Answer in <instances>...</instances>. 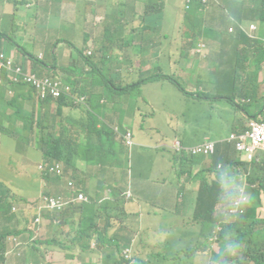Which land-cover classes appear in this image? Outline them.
I'll return each instance as SVG.
<instances>
[{
	"label": "trees",
	"instance_id": "1",
	"mask_svg": "<svg viewBox=\"0 0 264 264\" xmlns=\"http://www.w3.org/2000/svg\"><path fill=\"white\" fill-rule=\"evenodd\" d=\"M37 1L38 0H30L25 3L13 5L12 16L26 20L31 18L30 13H32L34 17H36V15H38L36 12ZM47 1L50 4L72 2L76 5H81L83 0ZM180 1L181 0H111L104 5L103 35L96 38H93L91 34L83 29L82 23V21L86 19L90 21L93 20L95 13L92 10L89 11L88 18L85 17V14L81 13L82 20L76 23L74 22L78 27L70 26V24L65 21L57 23L59 27L67 26L72 28L74 32L80 33L79 43L73 44L71 47L72 64L76 67H82V81L85 80L88 82L87 85H80L78 90L76 86H74L72 97H65L62 95L56 103L58 108L61 104H72L75 98L83 96H86L85 101L89 103L93 88L96 86H100L101 93L108 98L102 105L106 106L108 111L104 114L100 128L96 127V122L98 121L97 117L93 115L91 111L88 113V125L92 128L91 139L95 140V142L91 146V150L86 153L85 160L87 157L91 158L94 156L96 162H90L91 170L88 175V182L92 181L98 190L108 189L110 191V197L102 199V202L99 204L98 200L101 199L100 195H98V198H93L89 195L87 201L76 202L73 206L65 209L67 212L72 208L71 214L77 213L79 215L80 220L77 228L80 232L77 231V233H79L80 239H82L83 234L92 235V232H98L96 221L101 215L104 216L106 223L103 227V231L98 232V234L101 235L108 230L109 220L112 218L111 210L113 211L119 206L120 201L118 199V194L123 192V187L118 185V179L121 180L127 175L126 172L129 169L128 148L130 146L125 144L122 135L113 130V127H118L120 124L119 120L124 114L134 112L137 117H141V105H139V100H133L130 91H132L135 86H139L144 80L138 79L133 81L131 78L135 76V74L132 75V70L136 64H139V55H141L143 59L150 53L149 49L141 52L138 47L136 48L137 52L134 53V45L151 46L153 45L155 36L160 33H164V37L167 39L168 36L166 34L169 33L167 27H173L174 20H180ZM249 3H253V6H250ZM119 7H122L121 12L119 15L114 16L113 13H115ZM224 9H226L228 13L227 17L224 15ZM163 10H168V13ZM59 13L60 12L46 13L42 18H47L50 15H59ZM128 14L129 16H126ZM147 14L152 16L150 21L145 19V15ZM108 16H112L113 21L109 18V22L106 24L105 20ZM182 18L184 25L183 37L189 39L187 44L188 48L193 49L197 47L200 42H204L208 45L215 42L214 44L219 48V52L216 54L215 58H223L224 62L230 64L233 68L232 77L239 82V87L235 89L234 95L229 96V100L224 98L225 103L223 105H228L230 103L236 104L237 100L234 101V98L237 95L242 97L250 96L253 100H264V95L259 98L256 96V90L261 89L263 86V79L259 80L260 73L254 71L249 64L251 58L258 56V50L263 44L258 41L264 40V0H240L239 2H234L232 0H207L206 3H202L200 0H191ZM244 19L256 20L260 23V27L257 38H250L251 42L248 43L244 49L237 52L235 45L238 44L239 36H245L246 34L248 37H252V34L249 33L247 28L241 24ZM158 28L161 29L158 30ZM233 29H235V34H233ZM157 38L158 40H162L159 36H157ZM135 40H138L139 43H135ZM4 41L9 42L10 45L16 44L8 35L0 32V51L5 45ZM56 44L57 41L52 43V47L56 46ZM256 44H259V47L256 46ZM124 47L127 48L126 52H119ZM20 48H23V52L27 55L26 59L39 72L40 68L37 66L45 67L44 71L57 68V65L52 60L45 61L38 57L39 53L44 52L42 47L37 46L33 50H30L22 45ZM151 54L157 57V63H162L160 57L157 56L158 52ZM197 54L202 55L198 52ZM135 57H137V62ZM126 62H128V64ZM263 62L264 51H262L261 54V64ZM244 64L252 69L249 73L244 70ZM129 67H131V69H129ZM125 68L130 71L125 70ZM153 68L152 65L150 71H152ZM98 70H102L106 76L103 75L100 79L92 77V74ZM168 76L169 75L161 74L160 78L167 80L169 79ZM175 76L180 78L178 75H174V77ZM195 78L196 77L191 75L186 81V87H196L197 82ZM148 80H151V78L149 77ZM62 81L64 80L62 79ZM210 99H213L214 103H219L222 97ZM47 100H49V98H47ZM146 103L147 102H145V104ZM11 104H14V102L12 101L7 105L10 106ZM74 104L81 103L76 102ZM16 107L20 111H26V106L24 104H21V107L20 105H16ZM15 114H20V112L15 111ZM52 118L51 116V121ZM81 126L82 125H80V127ZM3 132L4 130L0 127V135ZM11 134L13 137H16L14 133ZM59 135L60 136L57 138L52 139V127L48 126L46 133L42 134L38 139V146L40 148V144L44 141L46 142L47 146L42 151L43 158H46L52 165L56 163L60 165L66 183L64 187V189L66 188L65 192L76 194L79 192L78 185L75 184L76 189L74 186V178L68 173L73 142L72 139L68 138H66V141H63L62 134ZM187 136H194L195 140H180V149L174 152H180V156L173 168H176L178 177H182L188 185L189 180L185 175H190L189 169L193 168L195 174H191L200 178L202 181L198 188V194L203 189L211 193L213 198H215L214 190L216 189L217 183L213 181L208 182L207 180H209V178L206 180L208 170L194 163L195 155L192 146L196 142L197 137L192 134H187ZM206 137L207 136L204 134L201 140H204ZM229 143L234 147L235 155L233 159L231 158ZM158 156L159 152H157L154 157L158 159ZM210 156V161L215 163V165L219 163L224 167L228 166L232 169V174L229 175L230 178H225L229 187L233 183L230 194L240 202H244L246 194L249 200V208L246 217L223 228L217 227L214 236L206 235L208 237L207 244L199 243L196 250L199 260L198 263L209 264L208 258L210 255H213L212 257L217 264H246V261H251L253 264H264V217L259 216L257 210L264 202V158L245 156L242 151L237 149L235 141L227 142L225 140H222L216 146L215 153ZM86 163H88L87 160ZM234 164H237L241 170L236 171ZM201 171H204V176H197ZM67 174L69 176H67ZM239 175L243 176L246 180L247 189L244 190L245 192H242L240 188L236 186L237 176ZM45 178L48 183L44 185V190L41 189L39 192L49 194V184H51L54 179H59V177L54 173H49ZM70 181L73 182L72 186L68 184ZM59 182L62 181L59 179L58 183ZM95 193L96 192H94V194ZM3 194L5 195V192L0 190V264H6L4 252L6 249L5 239L7 235L16 233L15 230L11 229L9 224H17V216H19L17 213H13L15 214L13 215L10 212L11 206H9L10 204L7 199L4 198ZM200 200H205V193L200 195ZM254 201L257 202L255 206H253ZM153 206V208L160 210L159 207ZM87 214V219H89L90 223L95 227L92 231L86 230L83 223V216ZM50 215L51 211L48 209L41 210L39 214L40 217H48ZM245 219H249L248 226L242 227V222ZM68 220V216L64 215L63 222L67 223ZM202 220L204 219L197 220L193 227H197L198 223ZM202 223L201 228L205 229V233L209 232L210 226H213V222L208 224L205 219ZM185 234L189 241H185L184 245L187 247L195 245L194 239L187 233ZM145 236L150 241H153L151 248H146L147 255L145 258L138 259L133 254L131 260H125L122 252L124 245L129 244V242L123 243L121 239L110 241L106 239V237H97V241H105L108 243L107 248H109V251L104 255L106 264H148L150 262V255L155 257L157 264H162L161 259L164 257L163 249L166 246V235L151 236L149 231L146 230ZM102 243L105 244L104 242ZM111 245H115V251H113ZM213 245L217 247L215 253L212 250ZM59 247L66 249V245L63 243H59ZM105 247V245L98 244V249L90 248L89 251L100 255L101 248L103 250ZM233 247L237 248L238 254H235ZM9 249L10 252H15V254H17L20 250V245L11 243Z\"/></svg>",
	"mask_w": 264,
	"mask_h": 264
},
{
	"label": "rangeland",
	"instance_id": "2",
	"mask_svg": "<svg viewBox=\"0 0 264 264\" xmlns=\"http://www.w3.org/2000/svg\"><path fill=\"white\" fill-rule=\"evenodd\" d=\"M111 0H83L81 5H76L72 2L60 3H51L50 9L48 11H43L40 9L38 15L34 17L30 13L31 18L25 20V27L23 33H19L16 29L15 23L7 20V30L12 33L16 40L22 44L25 48L33 50L37 46L45 45V50L48 55L49 61H51V56H53L54 49H52V43L56 40L58 47H63L62 50H58L56 54L68 53L67 45L69 42L73 41L74 33L73 29L67 26L59 27L57 25L60 21H69V22H78L82 20L81 13L85 14V17H89V11L92 10L95 13V16L92 21L83 20V29L92 35L93 38L103 35L104 28V5ZM179 1V0H175ZM231 1V0H229ZM233 1V0H232ZM250 6H253V3H249ZM170 9V5H169ZM122 7H119L114 16L119 15ZM225 10L224 15L227 17L228 13ZM168 13V10H163ZM46 12H60L59 15H50L47 18H42ZM126 16H129L126 15ZM113 21L112 16H108L105 20V23L108 24L109 19ZM180 20H174L173 27H167L168 29V38H164V33H160L159 37L163 39L165 46L162 47L161 51H158L157 56L160 57L162 63H157V57L152 56L150 58L151 64L153 65V70L144 73L141 75V78L146 82L141 88L135 86L131 93V98L133 100L138 99L139 105H141V120H144V125H154L156 130L153 135L154 142H169L175 138L183 141V138L187 134H192L197 137L196 141H199L203 138L204 134L211 138H222L228 135V128L232 121L236 119V113L238 112L237 104L230 103L228 105H223L220 103H214L213 99L205 102L208 94H213L210 87H206L204 92L198 90L194 91L193 89H188L186 87L187 79L192 75L197 77V74L202 71L197 70L195 63H198L200 57L199 54H192L191 49L188 48L187 44L189 39L183 37L184 25L183 18L180 17ZM191 22V19H190ZM18 24V22H16ZM246 27L249 23L248 21L241 23ZM251 24V23H250ZM249 24V25H250ZM253 24L257 26L256 30L252 32V37L257 38L258 30L260 23L256 20L253 21ZM29 27H28V26ZM248 25V26H249ZM30 28V29H29ZM161 28H158L160 30ZM33 31H36L34 36L32 35ZM235 34V29H233ZM51 34V35H48ZM55 34V35H53ZM259 43H263L258 50V56L251 58L249 61L250 67L260 73V78L263 79L264 73L262 74L263 65L261 64V54L264 51V40H259ZM135 43H139L138 40H135ZM213 42L211 44L212 51H217V46ZM206 44V43H205ZM209 46V45H208ZM259 47V44H256ZM52 49V51H51ZM126 47L121 49L119 52H126ZM151 53H155V49L148 48ZM194 51V50H193ZM201 51V52H206ZM26 55L22 53V58L25 60ZM128 64V62H126ZM186 67L191 70L184 68ZM200 65V64H199ZM60 66L56 73L59 76L64 77L65 81L69 83V70L68 67L72 70H76V76L79 79H82V67H76L72 64L71 58L68 55L61 56ZM131 69V67H129ZM125 68V70H129ZM137 64L132 70V75L136 73ZM130 71V70H129ZM161 72V73H160ZM37 73V72H36ZM39 74V73H38ZM161 74L169 75V79L163 80L160 79ZM106 76L102 70L95 71L92 74V77L100 79L101 76ZM174 75H178L174 77ZM151 80H148V78ZM86 81L83 80V83ZM158 83V84H157ZM152 98V99H151ZM240 96L237 99L240 101ZM86 96L82 97L81 104H85ZM145 102H147L145 104ZM154 106H153V103ZM205 102V103H204ZM243 107H247L245 104H240ZM60 108L62 111H68L67 105L61 104ZM154 108V112H153ZM259 109H263V104H259ZM21 112H25L22 110ZM264 117V114L262 115ZM79 117L77 110H72L65 115L63 122L57 126V132L62 135H67L71 133L72 128L70 127V121L76 120ZM34 118V117H33ZM31 118V119H33ZM133 126V123H131ZM16 127H22V120L19 121ZM139 133H135V138L138 141ZM141 136V135H140ZM39 135H35V147L36 148H27V140L22 137L7 134L5 136H0V183H2L1 191L5 192L3 194L4 198L7 199L8 203L11 206V212L18 213L20 216L18 218V225L15 230L17 231L23 225H31L36 223L37 215L41 209H39L33 200L39 196H46L47 194L39 192L41 188H35L32 186L35 184V175L36 171L39 168L40 164H33L39 162L42 158V151L46 148V142L38 146ZM84 138L83 135L77 137V140ZM230 144V143H229ZM137 147V146H136ZM190 149V148H188ZM148 150L140 148L134 154L132 160L133 163L126 172V176L123 179H118V185L123 187V192L118 194L119 205L124 207L126 201L133 199V194L131 192V187L135 182L137 186L143 190L145 194L149 193V198L152 200L153 204L159 207L152 209V214L155 216V221L153 217H150L149 221L141 220V211L136 212V219H128V232L135 238L134 243L128 245L131 254L135 257L145 258L147 255L146 248L152 246L153 241H150L145 236V231L148 230L151 236H162L165 234L166 246L163 249V258L161 259L162 264H199L197 257V248L199 243L208 242L207 236H214L217 231V227L223 228L226 225L234 222L237 218L233 217H223L216 215L213 226H210V231L205 233V229H202V220L198 223L197 227H188L193 221H195L198 215H201L200 204L197 201L198 188L201 182V179L195 177L193 174V168L189 169L190 175H185L189 180V185L182 177H178V172L176 168L172 169V165H175L180 156V152L172 154V152H167L169 155V160L167 161L168 167L161 171V177L157 178L154 182V187L152 186L151 181L146 180L151 178L152 169H147L144 163L145 155H147ZM230 154L231 158H234V147L230 144ZM264 156L263 151L257 152V157ZM208 160H211V156L206 157ZM86 170L82 172L84 174V180L88 182V176L91 170V161L96 163L94 156L87 157ZM30 162V163H29ZM45 162V160H44ZM73 162V160H72ZM236 171H240L241 168L234 164ZM111 171V170H110ZM193 173V174H191ZM232 173V169H225L222 173V176L225 178H230L229 174ZM67 176H69L67 174ZM197 176H204V171H201ZM79 177L76 175L75 178ZM141 177V180H139ZM28 178V179H26ZM209 178V180H207ZM26 179V180H25ZM63 180V179H61ZM208 182L218 180L217 171L211 169L207 171ZM81 179L77 180L76 185L81 182ZM162 182H166L164 186H161ZM233 185V183H232ZM232 185L226 189V192L231 190ZM33 188V193L26 195L30 188ZM75 186V185H74ZM236 186L240 190H246L247 184L243 176H237ZM76 188V187H75ZM174 189L176 191L175 196L172 201L170 190ZM189 188V190H188ZM96 186L92 185L91 189L94 191ZM44 190V188H42ZM49 194H55L60 197L62 200H67L69 206H71L75 200L76 195L68 194L64 189V182H59L52 189L48 190ZM129 193V196H127ZM84 194L87 196L86 192ZM88 197V196H87ZM28 199V200H27ZM27 200V201H24ZM221 198L217 201L215 208L218 209L220 206ZM264 201V197H263ZM31 203V206L28 209H24L23 204ZM135 202V201H134ZM137 204V203H136ZM257 204L256 201L253 202V206ZM249 206V205H248ZM247 206V207H248ZM124 209L134 210L135 207H126ZM142 211H146L147 207L144 203H141ZM258 214L261 217H264V202L257 208ZM111 212H113L111 210ZM118 212V211H117ZM15 215V214H13ZM57 219L62 220L64 213H57ZM79 216L77 214L73 215L71 222L77 227L79 225ZM83 223L85 229L92 231L95 227L90 223L89 219L83 216ZM249 220L246 219L243 221L242 227H247ZM151 225V227L147 226ZM77 231L80 232V230ZM187 233L192 239H194L195 245L187 247L184 245L187 239ZM204 234V235H203ZM207 235V236H206ZM178 238V239H176ZM117 239V238H113ZM152 239V237H151ZM82 241L87 245V250L98 249L95 238L90 234H83ZM106 247L102 250L101 254L97 255V259L94 261L98 264H106L104 255L109 251L107 244H103ZM113 251L116 250L115 245H111ZM235 254H238L236 247H233ZM216 245L212 246V250L216 252ZM124 250V247H123ZM123 252V251H122ZM234 254V255H235ZM141 256V257H138ZM210 255L208 260L209 264H217L216 261ZM150 262L148 264H157L155 257L149 256ZM246 264H253L251 261H246Z\"/></svg>",
	"mask_w": 264,
	"mask_h": 264
},
{
	"label": "crops",
	"instance_id": "3",
	"mask_svg": "<svg viewBox=\"0 0 264 264\" xmlns=\"http://www.w3.org/2000/svg\"><path fill=\"white\" fill-rule=\"evenodd\" d=\"M30 0H0V32L5 33L8 35L12 40L16 41L18 45L14 51L17 60L22 61L26 66H32L29 61L26 59V62H24V59L22 58L23 48H20L22 44H20L14 35L10 32H8L7 28V20L10 22L15 23L16 29L19 33H23V29L25 27V19L19 18V17H13L12 11H13V5H17L20 3H25ZM184 0L180 1L179 4V10L180 14L179 16L182 17L185 9ZM234 2H239L240 0H233ZM63 4V3H62ZM27 5V4H25ZM51 4L47 0H38L37 1V14L40 9L43 11H48L50 9ZM50 13V12H46ZM152 16H149V14L145 15V19L150 21ZM248 21V23H253L254 20L244 19L242 22ZM18 22V24L16 23ZM70 24V26L78 27L74 22L65 21ZM248 24V25H249ZM248 25L246 26L248 28ZM230 29V28H229ZM232 31V29H231ZM74 38L73 41L69 42L67 45L68 53H61L56 54V52L60 48L63 50V47L56 46L52 47L54 49L53 56H51V60L57 65V68L44 71L45 67L37 66L40 68L41 73L52 75V76H59L56 71L58 70V67L60 66L61 56L68 55L69 58L72 60L71 56V47L73 44H78L80 40V33L74 32ZM35 31H33L32 35L34 36ZM51 35V34H48ZM55 35V34H53ZM165 35V34H164ZM167 35V34H166ZM156 35L154 38L153 45L151 46H141V45H134V53H136V48L138 47L141 52L148 49V47H151V49H155V52L161 51L162 47L165 46L166 43H164L163 39L158 40ZM166 38V37H164ZM57 43L59 42L56 40ZM54 41V42H56ZM50 42V43H54ZM250 38L245 34V36L240 35L238 38V44L235 45L237 52L244 49L248 43H250ZM204 44L203 51L205 52H198L199 54V61L198 63H195V66L197 67V71H200L202 68V71L197 74V77L195 78L197 82V86H187L188 89H193L194 91L198 90L200 92H204L206 87H210L213 94H208L206 97L207 101L210 98H218L222 97L220 99V104L225 103V99L229 100V96L234 95V91L236 88L239 87V82L234 80L232 77V66L230 64H227L224 62L223 58H215L216 54L219 52V48L217 46V51L213 52L211 45L208 46V44H205L204 42L198 43ZM42 47L44 49V52H41L38 54V57L41 59L47 61L48 55L45 52V45L38 46ZM191 49L192 54H197L195 49ZM207 47V48H206ZM51 49V51H52ZM194 50V51H193ZM152 51H150L149 55H147L145 58H141V55L138 56L139 64H137V69L135 76H132V80L136 81L138 79H142L141 75L144 73H147L152 69V64L150 61V58L154 55L151 54ZM25 54V53H24ZM26 55V54H25ZM204 55V56H203ZM27 56V55H26ZM203 56V57H202ZM136 62H137V57ZM200 64V65H199ZM262 74L264 73V62L262 63ZM63 68V67H61ZM184 68H187L191 70L190 68L186 67V64H184ZM244 70L249 73L252 69L245 65L243 66ZM70 77L72 79H69V83L74 86H76V89L80 87V85H87L88 82L86 81L83 83L82 79H79L76 76V70L70 69L68 67ZM61 79L65 81L64 77L59 76ZM181 77L180 79H182ZM162 79V78H160ZM164 80V79H163ZM259 80L260 74H259ZM146 82H142L139 87L141 88ZM158 84V83H157ZM264 95V77H263V86L261 89L256 90V96L259 98ZM240 95H237L234 98L235 100H238L237 97ZM66 97V96H65ZM241 99H245L248 101L250 106H252V109L259 111V104H263L264 108V100L260 99L257 100V102H252V98L250 96L242 97ZM225 98V99H224ZM108 98L106 95L101 93L100 86H96L93 88V92L91 97L89 98V103L83 104H68L67 108L68 111H62L61 108L57 106L58 100L49 99L48 101L44 103H36L35 99L31 93V91L27 87L19 88L15 86L8 85L6 83V80L4 78L3 72L0 70V127L4 130V132L0 136H5L10 133H14L15 136L22 137L23 139L27 140V148H36L35 147V139L34 136L37 134L41 136L42 134L46 133L48 126L52 127L53 131V138H57L59 133L57 132V126H59L64 118L65 115H67L68 112L72 110H77L79 117L76 120L70 121V127L72 128L71 133L67 135H61L63 136V141H66V138L72 139L73 145H72V152H71V160L68 167V173L74 178V185L75 182L77 183L78 179H81L82 181L78 184V190L81 191L83 194L86 192L87 196L91 195L93 198H98V195H100L101 199L98 200L99 204L102 202V199H107L110 197L109 190L103 189L98 190L95 189L94 191L90 190L91 186L94 185L92 181H85L84 180V174L82 172H85L87 174L86 170V160L85 155L86 153L91 150V146L95 142V140L91 139L92 136V128L88 125V113L91 111L93 115H95L98 119L96 122V127L100 128L102 125V120L104 118V114L108 111V108L106 106H102L104 101H106ZM152 99V98H151ZM14 102V104H11L10 106L7 105L8 103ZM24 104L26 106V111L21 112L18 110L16 105ZM109 110H116V109H109ZM15 111H19L20 114H15ZM101 111V114H100ZM240 117L245 116V110H241L239 112ZM52 118V121L50 120V117ZM34 117V118H33ZM33 118V119H31ZM22 120V127H16L19 123V121ZM144 120H141L139 117L135 115L134 112H130L129 114H124V116L119 120V125L114 126L113 130L118 132L119 134L123 135L126 132H130L133 136V144L128 148L129 149V165L133 163V161H130V158L133 159L134 154L137 152L138 149L143 148L147 149L148 153L145 155V166L147 169H152V176L151 178H147L146 180L151 181L152 186L154 187V182L157 178L161 177V171L168 167L167 161L169 160V155L167 152H172V154H175V150H171L166 148L163 144L159 142H154L153 135L156 130V127L154 125H144ZM131 123H133V126H131ZM241 120H236L232 122L228 128V133L230 131L237 130L240 127ZM80 125H82L80 127ZM19 131V134H18ZM138 132L140 135L138 137V141L135 138V133ZM83 135L84 138L77 140V137ZM206 138H209L207 136ZM205 138V139H206ZM227 135L222 138H218V141L226 140ZM176 139V138H175ZM174 139V140H175ZM185 140H195V137H189L187 135L184 136ZM202 140L196 141L194 144L200 142ZM173 142L169 141V145H171ZM137 146V147H136ZM1 147V144H0ZM159 152L158 159H156L155 154ZM153 156V157H152ZM42 158L39 162L33 163V164H40L42 161H47L46 158ZM73 160V162H72ZM30 163V162H29ZM194 163L200 167L206 168L210 164V160L205 158H195ZM174 165H172L173 169ZM76 175L79 177L75 178ZM88 176V175H87ZM28 179V178H26ZM25 179V180H26ZM139 180H141V177H139ZM59 179H54L51 184H49L48 190L52 189L56 184H58ZM64 187H65V181ZM47 180L45 178V175H42L38 169L36 171L35 175V188L40 187L41 189L44 187L45 184H47ZM166 182H162L161 186H164ZM2 183H0V188H2ZM30 188V190L27 192L26 195L33 193V188ZM95 186V185H94ZM66 189V188H65ZM189 190V188H188ZM94 192H96L94 194ZM131 192L133 194V199L130 201H126L124 204V207H121L120 205L116 207L112 212V218L109 220V226L108 230L106 232H103L101 235L98 234V232L103 231V227L106 223L104 216L101 215L100 218H98L97 226H98V232H92L93 238H95L96 242L98 244L103 245L102 242L106 243L105 241H97V237H106V239H109L110 241H113V238L121 239L123 243L129 242V244L124 245V248L128 245L134 243L135 238L131 236L128 232V222H126L128 219L132 220H138L136 219V212L141 211V220L149 221L150 217L152 216L155 221V216L152 214L153 209V202L148 197L149 193L145 194L141 187L139 188L137 184L134 182L133 186L131 187ZM176 191L172 188L170 190V194L173 198L175 196ZM85 195V194H84ZM135 201V202H134ZM90 202V201H89ZM137 203V204H136ZM141 203H144L147 207L146 211H142L141 209ZM126 207H135V209L129 210L124 209ZM208 207H204V211H208ZM118 211V212H117ZM72 213V208L64 213V215L68 216V222L65 223L63 221L60 222V226H54L46 221H41L40 223V239L37 243L34 245H31L29 247L20 249L17 254L12 253L10 255L5 256L6 258V264H98L94 260L97 259V255L93 252H90L87 250L86 244L83 243L82 239L79 238V233H77V227L71 222V218L73 215L77 214ZM52 215H55L53 213ZM78 215V214H77ZM79 216V215H78ZM88 218V214L85 216ZM201 219V217H196L195 221H193L188 227L195 226V222L197 220ZM18 225L10 223V227H15ZM147 226L151 227V225L147 224ZM20 229V228H18ZM59 243H63L66 245V249H60L58 247Z\"/></svg>",
	"mask_w": 264,
	"mask_h": 264
},
{
	"label": "clouds",
	"instance_id": "4",
	"mask_svg": "<svg viewBox=\"0 0 264 264\" xmlns=\"http://www.w3.org/2000/svg\"><path fill=\"white\" fill-rule=\"evenodd\" d=\"M184 3H185L184 6H186L185 0H184ZM4 42H5V45H4L3 49L0 51V70L3 72L6 83L8 85L19 87V88L27 87L31 91V93L35 99V102L38 104L48 101L47 99L46 100L37 99L36 89H35L36 83H38L40 81L42 76L47 75V74L43 75V73H41V71L39 72L33 66H26L22 61L17 60L14 51H12L13 49H15L18 46V45H16L17 44L16 41H15L16 44H14V45H10L9 42H7V41H4ZM48 76H52V75H48ZM252 102H257V100H252ZM236 104L238 107V112H240L241 110H245V116L240 117V115L238 113H236V119L234 121L241 120L240 127L237 130L230 131L228 133L225 141H227V142L235 141V144H236L237 140L241 141L242 143H244L246 150H240V151H242V153L245 156L257 157L258 151L264 152V117L262 116L264 114V108L259 109V111H256V110L252 109V106H250L248 101L245 99H241L240 101L237 100ZM240 104H245V105H247V107H243ZM234 121H232V122H234ZM232 134L236 135V139L230 140V136ZM176 139H178V138H176ZM178 140L180 141V139H178ZM205 142H213L214 143V152L212 153V154H214L216 151V146L221 141H218V139H216V138L209 137V138H206V139L194 144L192 146V148L194 151L195 158L207 159L206 157H209L210 155H212V154H208V155L196 154L195 148L198 145H201ZM160 143L163 144V143H168V142H161L160 141ZM260 157L264 158V156H260ZM41 163L52 165L49 161H45V162L42 161ZM52 166H54V165H52ZM227 168L229 169L230 167H228V166L224 167L219 163L217 165H215V163H212V161H210L209 166H207L205 168L206 170L213 169V170L217 171V177H218V180L213 181V182L217 183L216 189L214 190L215 198H213L211 193H209L208 191L203 190V189L201 190V192L197 196V201L200 204V212H201V215H198L197 217H201V219H204V220L206 219L208 224L212 223V222L214 223L216 215L223 216V217L237 218V220L232 222V223H236L241 218L246 217V215H247L248 208H249V206H248L249 200H248L247 195L245 194L244 202H240L239 200H236L232 196V194H230V190L226 192V189L229 188V185L227 184L225 177L222 176V173ZM61 170H62V168H61ZM38 171L42 175H45V176L48 175L49 173H53V172H41L39 169H38ZM230 174H232V173H230ZM55 175H57V174H55ZM57 176L59 177L60 180L61 179L64 180V175L62 173H61V175H57ZM63 180H61V181H63ZM201 182H200V184H201ZM200 184H199V186H200ZM241 191L245 192L244 190H241ZM202 193L203 194L205 193V200L204 201L200 200V195ZM49 195H51V194H47L46 196H49ZM52 196H53V198H57V199L61 200V198L56 196L55 194H52ZM39 197H37L33 200V204H35L36 206H37L36 201ZM219 198H221L222 201L220 202V204H219L220 206L218 207V209H216L215 205H216L217 201L219 200ZM27 200H24V201H27ZM75 203L76 202H74L71 206H73ZM68 204L64 205L62 208H58L57 206L55 209L41 208V210H43V209L50 210L51 215L48 217H40L39 214H40L41 210L39 211V213L37 215V221L39 222V225H37L35 223L36 226L39 228L38 237L34 241L28 242L27 244L20 246V249L29 247V246L34 245L35 243L38 242V240L40 239V223H41V221L44 220V221L50 223L51 225L60 226V222L63 221V218H62V220L59 221L57 219V216L52 215V214L53 213L57 214L60 212L65 213L66 212L65 209L68 207H71ZM30 206H31L30 202L23 204L24 209H28ZM204 207H208L209 208L208 211H204L203 210ZM10 212H11V209H10ZM232 223H230V224H232ZM27 226H29V225H23L20 227V229H17V231L15 230V227H11V229L15 230L16 233L7 235V237L5 239L6 249L4 252V256H7V255L14 253V252H11V253L7 254V251L9 250L10 245H11V243L9 241V237L20 236V238L23 241H28L29 237L31 236V232H29L27 230ZM58 247H59V244H58ZM60 249H62V248H60Z\"/></svg>",
	"mask_w": 264,
	"mask_h": 264
},
{
	"label": "built area",
	"instance_id": "5",
	"mask_svg": "<svg viewBox=\"0 0 264 264\" xmlns=\"http://www.w3.org/2000/svg\"><path fill=\"white\" fill-rule=\"evenodd\" d=\"M202 3H206L207 0H200ZM186 2V8L188 7V4L191 2V0H185ZM247 28V27H245ZM257 28V26L253 23H251L247 30L250 34ZM204 49V44H199V46L195 49L196 52H201ZM36 97L39 100H46L47 98H51L53 100H58L62 95L67 97L73 96V87L68 82H63L62 79L59 76H48L44 75L40 79L38 83H36ZM82 100V97H77L73 100L74 103L80 102ZM122 137L125 140V144L128 146H131L133 144V136L130 132H126L122 135ZM236 139V135L232 134L230 136V140ZM166 148L171 150H179L180 149V141L178 139L173 140L172 144L169 145V143H163ZM236 147L239 150H246V147L244 143L241 141H236ZM196 154H203L208 155L212 154L214 152V143L213 142H205L201 145H198L195 148ZM41 172H53L57 175H61L62 170L59 164H55L54 166L50 164H44L40 163V166L38 168ZM69 185H73V182H68ZM74 194V193H69ZM76 200L75 202H81V201H87V196L84 195L81 191L77 192L76 194ZM129 196V193L128 195ZM37 206L39 209L41 208H48V209H55L56 206L58 208H62L64 205L68 204L69 202L67 200H59L57 198H53L52 195L49 196H40L37 201ZM27 230L31 232V236L29 237L28 241H23L20 236H11L9 237L10 243H16L20 246L27 244L28 242L34 241L38 237V231L39 228L36 226L35 223L27 226ZM11 253L10 249L7 251V254ZM123 257L125 260H131L132 254L130 252L129 246L125 247L123 250Z\"/></svg>",
	"mask_w": 264,
	"mask_h": 264
}]
</instances>
